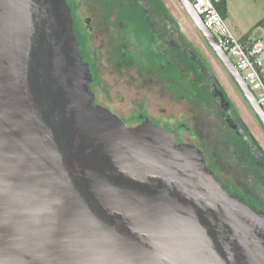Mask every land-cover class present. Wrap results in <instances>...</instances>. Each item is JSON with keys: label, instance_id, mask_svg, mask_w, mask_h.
<instances>
[{"label": "water", "instance_id": "obj_1", "mask_svg": "<svg viewBox=\"0 0 264 264\" xmlns=\"http://www.w3.org/2000/svg\"><path fill=\"white\" fill-rule=\"evenodd\" d=\"M264 125L193 0H179ZM67 0H0V264H264V210L197 144L95 103Z\"/></svg>", "mask_w": 264, "mask_h": 264}, {"label": "flooded vegetation", "instance_id": "obj_2", "mask_svg": "<svg viewBox=\"0 0 264 264\" xmlns=\"http://www.w3.org/2000/svg\"><path fill=\"white\" fill-rule=\"evenodd\" d=\"M67 1L80 53L93 73L90 87L95 93L96 104L110 107L124 120L136 111L137 119L129 124H140L143 117H149L175 130L179 142L194 143L200 148L202 141L208 145L212 143L210 137L204 136L208 134L206 127L210 118H217L221 145L229 147L222 135H228L230 130L241 133L230 106L214 85L212 73L215 72L207 56L184 34L174 13L165 12L158 0L156 3L154 0ZM108 66L114 68L119 78L136 69L138 87L151 84L162 98L168 92L170 104L186 103L188 108L179 112L168 111L164 106L155 109L144 96L133 104L128 114L119 112L118 101L105 86L104 69ZM159 99L156 97V102ZM202 149L209 161L211 151ZM220 166L222 171L232 169L224 165V160ZM217 176L222 177L221 174Z\"/></svg>", "mask_w": 264, "mask_h": 264}, {"label": "rangeland", "instance_id": "obj_3", "mask_svg": "<svg viewBox=\"0 0 264 264\" xmlns=\"http://www.w3.org/2000/svg\"><path fill=\"white\" fill-rule=\"evenodd\" d=\"M163 1L167 5L169 11L174 13L184 34L207 56L213 71L225 87L233 103L236 105L241 118L264 150V125L246 100L233 77L214 53L180 1ZM225 19L237 37L241 38L248 35L252 38H260L264 42V0H228V12ZM113 70L114 68L110 66L104 69L105 86L107 91L118 101L119 112L128 114L133 104L142 100L144 96L152 102L155 109L159 106H164L168 107V111L174 110L179 112V110L188 108L186 103L170 104L167 99L169 96L168 92H165L164 98H162L157 91L156 93L154 92L151 84L146 87L143 86V88L138 87L136 75L139 74L136 69H132L130 75L122 78H119ZM158 96L160 99L156 102V97ZM135 113L136 111L124 118L127 122L134 121L137 119ZM219 128L220 127L217 126V118H210L206 127V132L208 134L204 136L211 138L212 143L210 146L212 147L221 143L219 139ZM200 137L203 138V136ZM200 145L202 148H206L208 144L202 141ZM220 174L224 178H236V172L233 169H224ZM225 181L232 186L235 185L229 179Z\"/></svg>", "mask_w": 264, "mask_h": 264}, {"label": "trees", "instance_id": "obj_4", "mask_svg": "<svg viewBox=\"0 0 264 264\" xmlns=\"http://www.w3.org/2000/svg\"><path fill=\"white\" fill-rule=\"evenodd\" d=\"M158 1L163 10L168 12L169 10L163 0ZM218 8L225 18L228 12V0H221ZM182 36L184 38L183 34ZM244 38H249V36L247 35ZM212 75L214 85L222 93L228 106H230V111L233 112V116L236 117L240 125L241 133L238 134L230 130L228 135H222V138L229 143V147L221 145V143L215 147L208 145L206 149L207 151H211L210 160H207L208 165L213 169L215 168L217 174H220L222 172L221 161L224 160V165L231 166L236 172V178L226 177L222 179V177H219L220 180H224L222 182L227 184L226 187L230 192L239 194L255 208L264 210V150L241 118L235 104L224 90L216 75L214 73ZM226 179L231 180L235 185L232 186L227 183ZM245 184L249 187H246Z\"/></svg>", "mask_w": 264, "mask_h": 264}, {"label": "built area", "instance_id": "obj_5", "mask_svg": "<svg viewBox=\"0 0 264 264\" xmlns=\"http://www.w3.org/2000/svg\"><path fill=\"white\" fill-rule=\"evenodd\" d=\"M220 2L193 0L196 10L216 34L264 108V42L255 37H237L218 8Z\"/></svg>", "mask_w": 264, "mask_h": 264}]
</instances>
